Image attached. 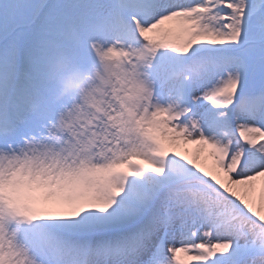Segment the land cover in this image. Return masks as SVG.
Instances as JSON below:
<instances>
[{"label":"snow or ice","instance_id":"obj_1","mask_svg":"<svg viewBox=\"0 0 264 264\" xmlns=\"http://www.w3.org/2000/svg\"><path fill=\"white\" fill-rule=\"evenodd\" d=\"M0 264H264V0H0Z\"/></svg>","mask_w":264,"mask_h":264},{"label":"clouds","instance_id":"obj_2","mask_svg":"<svg viewBox=\"0 0 264 264\" xmlns=\"http://www.w3.org/2000/svg\"><path fill=\"white\" fill-rule=\"evenodd\" d=\"M72 91L80 92L82 91V89L78 84H71V85L65 84L64 86H62L61 95H66L68 92H72Z\"/></svg>","mask_w":264,"mask_h":264}]
</instances>
